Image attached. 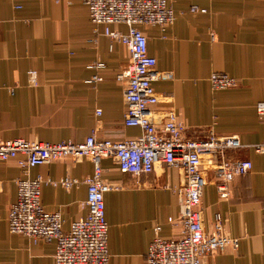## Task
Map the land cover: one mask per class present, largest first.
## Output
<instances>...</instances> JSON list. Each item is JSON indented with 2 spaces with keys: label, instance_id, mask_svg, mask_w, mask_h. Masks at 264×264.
Here are the masks:
<instances>
[{
  "label": "crops",
  "instance_id": "1",
  "mask_svg": "<svg viewBox=\"0 0 264 264\" xmlns=\"http://www.w3.org/2000/svg\"><path fill=\"white\" fill-rule=\"evenodd\" d=\"M169 3L176 19L166 32L142 28L157 69L171 74L153 83L159 97L154 120L163 122L175 112L189 136L202 139L207 128L237 136L243 147L226 156L253 163L248 175L234 181L225 201L218 196L214 173H207L205 229H212L219 214L239 245L207 257L204 264H264V118L258 112L264 104V0ZM194 6L207 12L192 13ZM98 61L106 68H89ZM128 61L121 43L95 36L88 8L79 0H0V142L24 138L81 143L92 134L111 141L139 136L140 129L124 125V86L115 80ZM215 72L234 78L238 86L213 90L210 77ZM98 74L104 80L91 82ZM256 146L263 151L256 152ZM102 166L104 181L118 188L105 196L109 264H146L156 226H162L165 238L180 231L168 219L179 212L173 189L179 187L182 172L158 167L136 179L119 173L112 158ZM93 172L92 161L68 158L33 168L29 177L83 180ZM20 178L24 175L15 161L0 167V264H54L55 241L35 242L9 232L8 214ZM86 200L85 185L66 190L47 184L42 190L44 208L62 213L65 232L87 215Z\"/></svg>",
  "mask_w": 264,
  "mask_h": 264
},
{
  "label": "built area",
  "instance_id": "2",
  "mask_svg": "<svg viewBox=\"0 0 264 264\" xmlns=\"http://www.w3.org/2000/svg\"><path fill=\"white\" fill-rule=\"evenodd\" d=\"M79 1L88 8L95 36L104 35L111 44L119 42L128 51L129 61L115 80L124 86V125L140 129L141 134L119 141L99 140L92 134L81 143L24 139L0 142V167L15 161L24 175L17 180V200L9 210V232L35 242L55 241L54 264H109L105 196L118 188L104 181L102 161L112 158L119 173L136 179L156 172L158 167L176 168L182 172L179 187L173 189L179 212L176 217L168 219L169 223L178 224L180 231L176 236L165 238L161 235L162 226H156L146 264H204L209 256L227 248L237 249L239 240L226 232L225 220L216 214L212 229L206 230L204 216L208 209V172L214 173L218 196L225 201L231 198L234 181L253 170L252 161L226 156L227 151L243 147L239 137L218 135L213 128H207L202 139L187 136V128L175 112H170L163 122H156L153 118V109L159 103L153 83L168 80L171 74L157 69V60L149 55L148 38L142 28L159 27L166 32L174 24L175 12L169 0ZM191 12L207 11L194 6ZM120 26L126 31L120 30ZM89 68L103 70L106 65L98 61ZM32 78L35 79L34 73ZM103 80L98 74L91 82ZM210 83L217 91L238 86L237 80L220 72L211 75ZM258 112L263 119L264 104L258 105ZM255 150L260 153L263 147L256 146ZM68 158L76 162L92 161L93 174L83 180L65 177L53 181L41 176L29 177L33 168ZM47 184L66 190L87 187L85 206L88 213L74 221L68 232L63 229L62 213L49 212L42 204V190Z\"/></svg>",
  "mask_w": 264,
  "mask_h": 264
},
{
  "label": "rangeland",
  "instance_id": "3",
  "mask_svg": "<svg viewBox=\"0 0 264 264\" xmlns=\"http://www.w3.org/2000/svg\"><path fill=\"white\" fill-rule=\"evenodd\" d=\"M33 73L35 74V79H33L32 77H33ZM31 81L33 82V86H37V80H38V77H37V74L35 73V72H32L31 73ZM186 135L187 136H189L188 134H187V132H186ZM17 139H24V138H17ZM13 140H15V139H13ZM24 140H26V139H24ZM29 141H38V140H29ZM48 143V142H47Z\"/></svg>",
  "mask_w": 264,
  "mask_h": 264
}]
</instances>
